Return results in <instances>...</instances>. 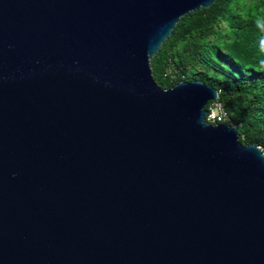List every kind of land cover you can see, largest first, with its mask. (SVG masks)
Segmentation results:
<instances>
[{
  "label": "water",
  "instance_id": "water-1",
  "mask_svg": "<svg viewBox=\"0 0 264 264\" xmlns=\"http://www.w3.org/2000/svg\"><path fill=\"white\" fill-rule=\"evenodd\" d=\"M216 0H0V264H264V152L155 81Z\"/></svg>",
  "mask_w": 264,
  "mask_h": 264
},
{
  "label": "trees",
  "instance_id": "trees-1",
  "mask_svg": "<svg viewBox=\"0 0 264 264\" xmlns=\"http://www.w3.org/2000/svg\"><path fill=\"white\" fill-rule=\"evenodd\" d=\"M264 0H216L180 19L151 61L157 84L201 81L220 92L244 145L264 151Z\"/></svg>",
  "mask_w": 264,
  "mask_h": 264
},
{
  "label": "built area",
  "instance_id": "built-area-1",
  "mask_svg": "<svg viewBox=\"0 0 264 264\" xmlns=\"http://www.w3.org/2000/svg\"><path fill=\"white\" fill-rule=\"evenodd\" d=\"M207 117L206 122L210 124H222L228 123L230 119L228 118L227 111L225 110L223 104L220 101L211 102L206 107Z\"/></svg>",
  "mask_w": 264,
  "mask_h": 264
},
{
  "label": "clouds",
  "instance_id": "clouds-1",
  "mask_svg": "<svg viewBox=\"0 0 264 264\" xmlns=\"http://www.w3.org/2000/svg\"><path fill=\"white\" fill-rule=\"evenodd\" d=\"M262 45H264V42H262ZM217 101H220V92H219V99L217 100ZM216 102V101H215ZM211 103V102H210ZM209 103V104H210ZM208 106V105H207ZM206 106V107H207ZM205 110L207 111V109L205 108ZM207 117V116H206ZM208 124H210V123H208ZM218 124H220V123H218ZM222 124H228V125H231V126H233V127H236V128H238V126H235V125H233L232 123H231V121H229L228 123H222ZM212 125H216V124H212ZM239 130V129H238ZM263 150V149H262ZM264 152V151H263Z\"/></svg>",
  "mask_w": 264,
  "mask_h": 264
}]
</instances>
